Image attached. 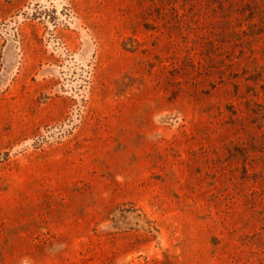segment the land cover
Here are the masks:
<instances>
[{
  "label": "rangeland",
  "instance_id": "1",
  "mask_svg": "<svg viewBox=\"0 0 264 264\" xmlns=\"http://www.w3.org/2000/svg\"><path fill=\"white\" fill-rule=\"evenodd\" d=\"M0 264H264V0H0Z\"/></svg>",
  "mask_w": 264,
  "mask_h": 264
}]
</instances>
